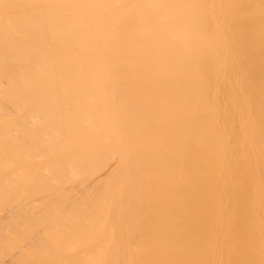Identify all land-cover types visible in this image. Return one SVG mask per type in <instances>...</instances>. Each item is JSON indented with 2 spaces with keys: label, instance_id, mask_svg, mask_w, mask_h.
<instances>
[{
  "label": "bare ground",
  "instance_id": "bare-ground-1",
  "mask_svg": "<svg viewBox=\"0 0 264 264\" xmlns=\"http://www.w3.org/2000/svg\"><path fill=\"white\" fill-rule=\"evenodd\" d=\"M0 264H264V0H0Z\"/></svg>",
  "mask_w": 264,
  "mask_h": 264
}]
</instances>
